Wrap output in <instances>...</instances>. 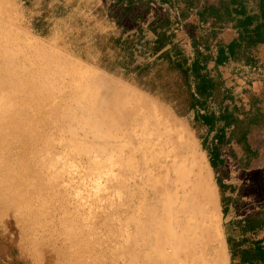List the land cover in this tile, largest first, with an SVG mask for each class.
Segmentation results:
<instances>
[{"label": "rangeland", "instance_id": "obj_1", "mask_svg": "<svg viewBox=\"0 0 264 264\" xmlns=\"http://www.w3.org/2000/svg\"><path fill=\"white\" fill-rule=\"evenodd\" d=\"M112 1L84 0L77 8L88 16ZM172 1L151 6L142 23L148 39L155 11L178 19L183 3ZM24 10L22 0H0V264H212L216 244L202 233L210 203L230 264L226 224L264 205V129L253 134L258 158L248 169L227 159L223 179L210 167L191 115L178 117L124 72L66 49L64 35L73 26L54 38L39 36L23 20ZM198 30L193 15L178 25L176 38L188 55L189 34ZM232 35L230 29L220 34ZM28 40L66 57L69 68L82 66L85 81H70L66 66L35 58L23 47ZM256 56L264 69L263 46ZM220 71L237 99L256 98L264 113L263 71L241 64ZM17 73L23 80L15 81ZM219 178L234 187L226 218ZM162 211L163 228L147 230L144 212L153 219Z\"/></svg>", "mask_w": 264, "mask_h": 264}, {"label": "trees", "instance_id": "obj_2", "mask_svg": "<svg viewBox=\"0 0 264 264\" xmlns=\"http://www.w3.org/2000/svg\"><path fill=\"white\" fill-rule=\"evenodd\" d=\"M22 1L23 20L36 34L54 38L73 26L64 35L66 49L109 72H124L178 117L191 115V127L219 177L227 176L223 169L227 159L248 169L258 158L259 150L252 139L254 133L264 129V113L256 98L237 99L235 85L228 84L220 68L241 64L264 73L256 56L257 49L264 47V0H180L183 7L178 19H172L167 11L154 12L146 26L152 34L149 39L142 23L155 0H113L107 7H93L88 16L77 8V3L84 0H39L36 6L31 0ZM191 15L196 17L199 30L189 34L192 55H188L176 31ZM224 29L233 32L228 40L220 36ZM138 56L144 60L138 63ZM233 144L240 149L239 156ZM221 178L217 186L226 218L234 187ZM225 238L230 264H264V205L231 219L225 227Z\"/></svg>", "mask_w": 264, "mask_h": 264}, {"label": "bare ground", "instance_id": "obj_3", "mask_svg": "<svg viewBox=\"0 0 264 264\" xmlns=\"http://www.w3.org/2000/svg\"><path fill=\"white\" fill-rule=\"evenodd\" d=\"M24 48L30 47L31 49L34 50V57L45 60L46 64L48 66L51 65H69V60L64 57V56H59L57 54H52L48 49L44 48L40 44H38L35 41L28 40L23 44ZM69 63V64H68ZM67 67V66H66ZM67 71L70 70L69 74V80L74 81V80H79V81H85L84 77L86 75V69H84L82 66L77 65V64H71V68L67 67ZM25 75H22V73H17L15 78V81H20L23 80ZM119 90L121 91H126L123 88H120ZM139 101L140 99L137 98ZM188 146L191 148H194V143L192 141L188 142ZM196 160H198L200 163H202L201 156L196 154L195 155ZM152 190V189H151ZM150 194L153 195V198H157V195L155 194L154 191H150ZM208 212L210 213V218H209V225L206 227V231H202L204 237H208V241H215L216 248L213 251V254L210 258V261L212 264H225V257L224 253L222 251V241L220 238L219 230H218V225L216 221V210L215 206L213 203H210L208 207ZM166 216V212L162 211L160 213H157L153 219L150 218V216L144 212V223L146 222L147 224L145 225L147 230H155V229H161L164 226V218ZM208 233V234H207Z\"/></svg>", "mask_w": 264, "mask_h": 264}]
</instances>
